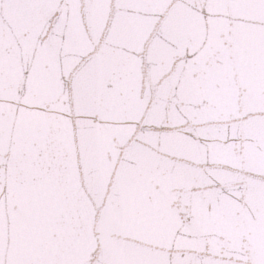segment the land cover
<instances>
[{
	"label": "snow or ice",
	"instance_id": "6c2138e0",
	"mask_svg": "<svg viewBox=\"0 0 264 264\" xmlns=\"http://www.w3.org/2000/svg\"><path fill=\"white\" fill-rule=\"evenodd\" d=\"M0 264H264V0H0Z\"/></svg>",
	"mask_w": 264,
	"mask_h": 264
}]
</instances>
